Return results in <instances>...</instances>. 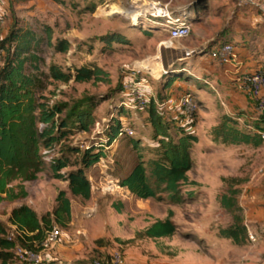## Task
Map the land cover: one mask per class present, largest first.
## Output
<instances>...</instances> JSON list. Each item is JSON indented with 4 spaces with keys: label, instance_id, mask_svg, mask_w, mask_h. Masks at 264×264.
<instances>
[{
    "label": "rangeland",
    "instance_id": "rangeland-1",
    "mask_svg": "<svg viewBox=\"0 0 264 264\" xmlns=\"http://www.w3.org/2000/svg\"><path fill=\"white\" fill-rule=\"evenodd\" d=\"M263 9L264 0H0V39L14 24L33 30L42 39V71L47 73L51 64L66 69L93 62L107 73L103 81L46 80L43 94L51 103L93 97L94 124L87 133L70 137L69 143L86 145L93 138L96 140L97 133L115 116L120 101L129 98L123 91V81L128 77H144L149 85V99L166 116L186 115L176 103L182 94H191L193 102L188 118L194 123L192 130L199 135V145L194 150L202 149L191 152L196 158L188 172L189 180L199 181L201 187L195 182L181 188L184 195L192 193L190 197L178 204L169 203L165 194L137 198L120 186L118 180L131 170L138 155L145 161L152 157L143 147L155 142L147 108L127 109L120 119L135 133L118 137L89 168L90 198L73 196L66 181L56 178L49 168H43L34 180L13 182L26 192L25 197L0 202V223L7 233L17 235L8 222L13 207L26 204L42 215L53 209L58 192L64 190L70 200V219L66 227L55 225L62 236L48 252L45 264H94L95 261L102 264H264V221L260 219L264 212V143L258 147L224 146L210 141L211 127L221 115L217 110L231 115L239 112L232 106L234 102L228 93L229 79L216 77L215 73L223 72V66L206 61L210 58L209 51L201 55L203 62L198 55L206 50L201 47L210 39L229 41L238 47L248 42L247 46H252L250 51H262ZM167 14L182 18L190 26L189 34L169 47L163 44L167 33L162 23ZM45 27L51 30V43L67 39L70 48L65 52L54 51ZM112 33L124 42L108 48L101 38ZM253 56L262 59L258 61L259 68L264 69V55ZM202 64L214 67L216 72L205 73L209 69ZM185 68L194 79L177 80L174 90L166 91V99L159 101L161 76L170 70ZM167 98L173 99L170 106L165 102ZM247 122L252 120L246 117L238 123L241 126ZM45 151L41 153L48 160L57 155L58 147ZM67 170L64 168L61 172ZM223 195L230 205L223 206ZM170 211L169 218L175 225L171 236L144 235L145 228L168 217ZM236 219L257 235L255 241L246 237L242 245H236L219 235L220 229L232 225ZM12 255L14 262L23 263L17 249Z\"/></svg>",
    "mask_w": 264,
    "mask_h": 264
},
{
    "label": "trees",
    "instance_id": "trees-1",
    "mask_svg": "<svg viewBox=\"0 0 264 264\" xmlns=\"http://www.w3.org/2000/svg\"><path fill=\"white\" fill-rule=\"evenodd\" d=\"M44 30L50 42L51 30L49 27ZM141 32L147 33L144 29ZM101 40L107 43L105 45L108 48H112L115 43L124 42L114 33L104 35ZM41 42L42 39L33 30L16 24L0 39V202L25 197L26 192L19 185H13V182L34 180L43 168H49L56 178L66 181L73 196L89 199V168L103 157L104 148L118 138V133L124 131L125 124L120 117L125 115L124 111L128 108L124 106L125 100H121L115 116L97 133L96 140L93 138L86 145L68 142L76 134L87 133L94 124L93 97L51 103L43 94L46 80L103 81L107 73L93 62L66 69L51 64L46 73L40 69L43 63L40 55ZM49 44L56 52H65L70 48L67 39H57ZM191 76L193 75L185 69L170 70L163 74L157 91L159 101L166 99V91L174 89L175 81L193 80ZM145 108L155 144L143 148L152 157L145 161L138 155L131 170L118 180L119 185L140 199L165 194L169 203H181L192 195H184L181 188L196 184L188 176L194 165L191 152L198 142V137L192 130L194 123L184 114L164 115L153 100ZM257 117L256 121L239 126L235 117L221 115L218 123L211 127L213 142L224 146H261L264 141L255 130L264 129L261 124L264 122V115ZM245 125H250L255 130ZM135 142L134 140L133 143ZM55 147H58L57 155L45 159L42 150H52ZM64 168L69 170L61 172ZM226 198L225 195L221 197L223 206L230 205ZM70 215V200L64 190L58 192L53 209L42 215H38L26 204L13 207L8 222L14 226L17 235L10 236L0 223V264H23L20 261L14 262L12 252L17 247L38 252L46 233L55 225L66 227ZM170 215L171 211L168 217L151 223L144 229V235L150 238L171 236L175 232V225L170 220ZM219 235L231 239L236 245H242L248 238L245 225L238 219L232 225L220 229Z\"/></svg>",
    "mask_w": 264,
    "mask_h": 264
},
{
    "label": "built area",
    "instance_id": "built-area-1",
    "mask_svg": "<svg viewBox=\"0 0 264 264\" xmlns=\"http://www.w3.org/2000/svg\"><path fill=\"white\" fill-rule=\"evenodd\" d=\"M262 22L264 25V9ZM164 18L163 29L167 33V40L163 43L165 46H172L173 42L181 38L186 37L189 34L190 26L182 18L174 15L167 14ZM188 54V53H187ZM209 56L212 60L216 61L220 65H229L232 67L238 87L251 95L254 102V110L257 115H264V71L257 67L249 71L241 72L240 63L238 59V52L235 44L232 42H223L218 46L209 50ZM124 93L129 96L125 100L124 105L128 109L145 108L147 107L150 99L147 95L149 85L144 77L138 79L128 77L122 83ZM209 87L214 90L215 87L212 84H208ZM166 104L170 106L173 104V99L169 98ZM193 98L191 94L184 93L180 96L177 106L184 110V113L189 117L191 112H188L189 106L192 105ZM134 129L128 125L124 126V131L118 133V137L123 135H133ZM257 133L264 141V130H258ZM47 152V150L45 151ZM247 236L250 241H255L257 235L246 225ZM62 234L59 228L53 227L48 231L41 243V249L38 252L25 250L17 247V254L22 258L23 264H45L48 261V252L57 246ZM114 261H118V257L114 258ZM94 264H102L100 261H95Z\"/></svg>",
    "mask_w": 264,
    "mask_h": 264
},
{
    "label": "crops",
    "instance_id": "crops-1",
    "mask_svg": "<svg viewBox=\"0 0 264 264\" xmlns=\"http://www.w3.org/2000/svg\"><path fill=\"white\" fill-rule=\"evenodd\" d=\"M259 36L260 35H258V36H256V41L257 42H259L258 41V39H259ZM224 42H229V41H224ZM221 43H223L222 41L221 42H213V40H209V41H207L205 44H203L202 45V47L201 48H205L206 50L205 51H203V52H200V53H198V55H200L199 56V60L200 61H205V60H201V55L202 54H204L206 51H209V50H211L212 48V46H213V48L214 47H216V46H218L219 44H221ZM243 45L244 46H236V49H237V52H238V59H239V63H240V66H241V68H242V70H241V72H245V71H249V70H251V69H254V68H257V67H260L261 65H260V63L258 62L259 60H262V59H258L259 57H257V58H255L253 55H264V49L262 50V51H260L259 49H256L255 51H250V50H252V46H247L248 45V42H245V43H243ZM247 46V47H246ZM209 60H211V61H214V60H212L211 58H209V59H207L206 61H209ZM214 62H216V61H214ZM216 64L217 65H219V66H223V72H218V73H215L216 74V77H224V78H228L229 79V82H230V87H231V89H230V91H228V93L230 94V98H231V100L234 102L233 104H232V106H234V108L236 109L235 111L236 112H239V114L238 115H231V114H229V113H226L227 115H230V116H232V117H235V119L238 121V122H241V120H242V118H246V117H249L251 120H252V122H254V121H256V119L258 118L257 117V114L255 113V110H254V102H253V99H252V97H251V95H249L247 92H245V91H242L239 87H238V85H237V83H236V81L234 80V78H235V73H234V71H233V69H232V67L231 66H229V65H220V64H218L217 62H216ZM185 67V66H184ZM202 67L203 68H205V69H209L208 70V72L206 71V70H204V72L205 73H212V72H216L215 71V68L214 67H210L209 68V66H206V65H204V64H202ZM185 70H187L186 68H185ZM228 74V75H227ZM176 82V81H175ZM175 82H174V86H175ZM172 90H174V89H172ZM171 90V91H172ZM215 90L217 91V93H215L216 95H219V92H218V90L215 88ZM214 91V90H213ZM232 110H233V107L231 108ZM218 112H221V115H224L225 113H223V111L222 110H217ZM220 115V116H221ZM252 122H250V123H252ZM248 123V122H247ZM243 124H245V123H243ZM242 124V125H243ZM262 124V126L264 127V122H262L261 123ZM241 125V126H242ZM247 128H249V129H251V130H255L252 126H250V125H245ZM264 130V129H263ZM255 131H258V130H255ZM196 135H197V137H198V142L195 144V146L196 145H199V135H198V133H196ZM209 137H211V136H209ZM212 143H214L212 140H210ZM264 143V142H263ZM214 144H216V143H214ZM195 146H194V148H193V152L194 151H199V152H201L202 151V149H197L196 148V150H194L195 149ZM198 147V146H197ZM193 152H192V154H193ZM193 159H194V164H195V156H193L192 157ZM196 183H197V187H201V185H200V183H199V181H195ZM261 220H263L264 221V212L262 213V215H261V218H260ZM262 245H264V241H263V243H262ZM264 253V252H263ZM49 255V254H48ZM49 258V257H48Z\"/></svg>",
    "mask_w": 264,
    "mask_h": 264
}]
</instances>
